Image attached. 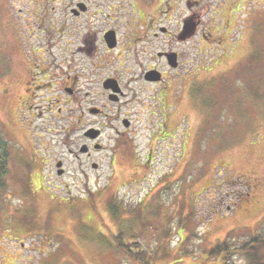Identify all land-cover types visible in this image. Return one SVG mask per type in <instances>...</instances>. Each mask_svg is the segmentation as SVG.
Returning <instances> with one entry per match:
<instances>
[{"label": "rangeland", "instance_id": "rangeland-1", "mask_svg": "<svg viewBox=\"0 0 264 264\" xmlns=\"http://www.w3.org/2000/svg\"><path fill=\"white\" fill-rule=\"evenodd\" d=\"M64 1L0 0V131L9 150L0 264H133L115 247L122 242L151 264H222L208 251L254 236L262 246L264 0H245L238 33L222 46L186 40L175 94L153 102L157 94L142 93L130 130L104 120L103 150L89 147V157L79 151L83 129L103 122L88 114L99 85L83 80L67 102ZM107 1L130 18L127 0ZM161 1H150L154 21ZM37 71L46 75L32 84ZM38 85L45 90L32 101ZM225 264L249 263L233 255Z\"/></svg>", "mask_w": 264, "mask_h": 264}, {"label": "flooded vegetation", "instance_id": "flooded-vegetation-1", "mask_svg": "<svg viewBox=\"0 0 264 264\" xmlns=\"http://www.w3.org/2000/svg\"><path fill=\"white\" fill-rule=\"evenodd\" d=\"M134 1L127 0L124 4L130 7V18L126 20L117 15L107 0H65L63 4V9L67 12L63 27L67 58V86L64 90L68 95L67 102L77 99V86L83 80L87 85H99V91L93 92V99L97 104L89 107L88 114L89 120L103 119V122H100L98 128L91 126V121V125L88 124L90 126L83 129L84 141L81 148L85 146L86 153L80 154L84 157L93 153L89 147L95 151V147L99 146L100 149L96 152L103 150V146L96 144V141L102 135L104 120L119 124L125 131L132 128L131 117L135 113H130V110L134 103L144 104L142 93L149 91L146 93L149 100L152 91L157 94L152 98L153 102L159 94L168 97V89L171 90V95L175 94L181 81L175 82L172 87L170 83L174 82L181 67V47L186 40L199 35L202 43L210 41L215 44L213 46H222L226 36L238 33L233 24L240 13L241 21L242 9L245 7V0H162L159 13L162 16L154 21L147 13L151 0H145L144 5L139 0V7L136 5L135 9ZM183 1L188 2L184 5L186 10L180 9L181 14L174 18ZM28 3L31 4L29 1ZM93 6L96 9L95 14H91ZM225 9L227 10L224 11ZM184 11L187 13L185 17L182 16ZM204 16L208 17L205 21L202 19ZM95 17H98L96 21L90 22ZM27 19L29 21L31 17ZM231 26L233 30L229 31ZM169 57L174 58L175 68L169 65ZM152 72L156 74L158 81L148 77ZM45 75L46 73L40 74L37 71L32 84ZM42 81L45 80L41 79L40 82ZM34 88L39 89L30 90L32 101L33 98L39 99V93L45 90L42 85ZM27 107L33 108L29 103ZM151 108L152 105L149 110ZM90 110H95V114H91ZM92 128L100 131V136L95 140L85 136V131ZM116 131L118 135L123 134L117 129ZM62 165L61 161L56 163L57 172L63 173ZM92 166L97 167L96 164Z\"/></svg>", "mask_w": 264, "mask_h": 264}, {"label": "trees", "instance_id": "trees-1", "mask_svg": "<svg viewBox=\"0 0 264 264\" xmlns=\"http://www.w3.org/2000/svg\"><path fill=\"white\" fill-rule=\"evenodd\" d=\"M8 143L4 140L1 131H0V192L3 191L5 187V177L8 173ZM115 212H113L114 214ZM263 237V236H262ZM116 240V238H115ZM262 238L259 236H254L251 240L244 241L241 245L240 244H233L232 242L223 243L208 251V256L215 257V256H222V264L226 262H230L233 255H238L240 258L245 259L248 261L249 264H264V254L262 253V249L264 248L261 244ZM117 244L115 247L118 249L120 253L124 256V259L129 258L133 264H151L148 262L146 254L143 257H135L132 256L131 253L132 249L128 247L127 243L122 242L121 245ZM223 254V255H222Z\"/></svg>", "mask_w": 264, "mask_h": 264}, {"label": "water", "instance_id": "water-1", "mask_svg": "<svg viewBox=\"0 0 264 264\" xmlns=\"http://www.w3.org/2000/svg\"><path fill=\"white\" fill-rule=\"evenodd\" d=\"M169 65L172 66L173 68L176 67V64H175V61H174V58H171L169 57ZM148 77L151 79V80H154V81H158V77H156V74L155 73H150L148 75ZM90 113L91 114H95V110H90ZM100 135V132L98 130H95V129H88L86 132H85V136L91 140H95L96 138H98V136ZM95 149H99V146H96ZM80 152L81 153H86V147L83 146L81 149H80ZM58 167H60V164H58ZM93 168H95V166H93ZM58 175H61L62 174V171H58L57 172Z\"/></svg>", "mask_w": 264, "mask_h": 264}]
</instances>
